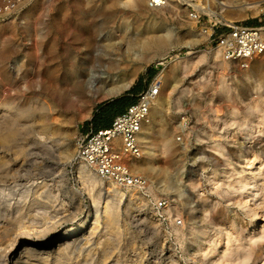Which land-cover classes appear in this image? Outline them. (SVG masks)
I'll return each mask as SVG.
<instances>
[{"label":"rangeland","instance_id":"obj_1","mask_svg":"<svg viewBox=\"0 0 264 264\" xmlns=\"http://www.w3.org/2000/svg\"><path fill=\"white\" fill-rule=\"evenodd\" d=\"M149 1L136 8L121 1L113 9V0H23L15 15L0 21V108L11 105L13 111L58 118L56 134L44 139L30 122L0 126L1 134H14L0 147V264H22L5 259L4 253L29 244L48 245L51 254L66 229L86 218L83 237L50 264H264V55L243 69L222 61L208 39L226 23L256 26L264 21V0H227L230 8L222 5L226 0H166L156 9ZM249 2H259L261 11L240 10ZM93 23H98V43L128 36L136 43V55L141 54L139 41L157 34L168 45L152 52L143 66L134 65L138 70L130 86L116 96L106 97L111 85L105 80L83 95H69L61 86L64 73L85 62ZM160 74V120L146 125L151 142L141 146L139 158L146 160L144 151L152 150L149 165L160 172L139 175L146 189L120 190L123 198L76 160L75 145L92 129L102 105L137 85L145 89ZM42 101L55 106L54 111L42 109ZM121 110H108L104 120L101 114L93 128L109 125ZM87 171L98 179L94 188L84 181ZM251 173L257 178L245 191L240 179ZM34 184L42 186L37 194L29 187ZM129 190L135 193L132 198ZM107 199L118 204L116 221L107 222L102 215ZM29 201L42 208L16 217L17 208ZM159 201L166 204L157 212ZM44 213L52 220H45ZM49 222L55 230L44 232ZM251 246L255 257H250Z\"/></svg>","mask_w":264,"mask_h":264},{"label":"bare ground","instance_id":"obj_2","mask_svg":"<svg viewBox=\"0 0 264 264\" xmlns=\"http://www.w3.org/2000/svg\"><path fill=\"white\" fill-rule=\"evenodd\" d=\"M178 1L183 3V4L184 3L188 4V2H186V0H178ZM120 2L123 3V4H126L127 6H129V8L130 7L131 8H136L140 4V2H142V0H125V1L124 0H113L112 8L115 9L120 4ZM224 3L225 4H222V5L225 8H230V2L229 1L226 0ZM108 4H106V5H108ZM167 4H168V2H167ZM258 4H259V2H249L248 4H246V6L242 7L240 10H243V11L248 10V11H251V13L253 15H255L258 12L261 11L259 9V7H258ZM193 5H195V4H193ZM199 9L202 10L203 12H205V13H208L211 16L214 14V13L212 14L210 11H206L205 9H201V8H199ZM89 10H91V9H89ZM200 10H198V11H200ZM95 12L98 15L100 13V15L105 16L104 12H102V11H96L95 10ZM112 12H114V11H112ZM92 14H95V13H92ZM92 14H91V16H92ZM89 16H90V14H89ZM111 16H112V14L109 12L107 14V17L110 18ZM93 17H95V16H93ZM90 18L91 17H89V19ZM95 19H96V17L94 18V20ZM87 20H88V18H87ZM86 22H88V21H86ZM90 23H92V22H90ZM95 23H93L92 26L89 24L91 27L89 28V34L87 35L88 41H87V45L85 46L86 58H85V62H83L85 64L82 63L81 65H78L76 67L71 66L69 69H66V71L64 73V79H63L64 84H62L61 86H62L63 91L66 92L69 95H73V96L74 95L75 96L83 95L85 93L86 89H93V88L96 89L99 86L98 83L101 80H105V81H108L110 83L109 85H111V86L108 87L109 89L107 88L108 90L106 92V97L107 96H113V95L116 96V94L122 92L123 90L127 89L130 86V83H131V80H132V77H133V73H134V71L138 70V68L134 67V65L137 66V67L138 66L141 67L140 66V64H141L143 66V63L145 64L148 61V57L151 56L152 52L157 51V50H161V49L164 50V48L168 45V42L166 41L165 37L161 36V34H160V36L157 34L150 41H143V42L139 41L140 42L139 51L141 52V54L140 55H136L133 52L134 51V47H136V43H134V41L132 39H130V37H128V36H124L123 35L121 37V39L119 38L120 41H118V42H113V41L110 40L111 41V43H110V41L107 38V39L103 40L102 44H100L102 42V40H101L100 43H98L97 42V38H96V36H97L96 34H99V33H96L95 30H96L97 24L99 22L97 24H95ZM223 23H225V22H223ZM1 24H2V22H0V29H1ZM100 24H102V23H100ZM84 37L85 36H83V38ZM102 38H104V37H102ZM4 54H7V53H4ZM132 57H134L136 59L135 62L131 61ZM133 63H136V64H133ZM159 64L162 65L164 63L160 62ZM158 79L159 80H163V76H161V74H160V76H158L157 79H155V80H158ZM117 80H119V81L116 82ZM50 86H52V85H50ZM51 90L54 91L53 87H52ZM2 92H4V91H2ZM65 101H66V99H65ZM38 106H40V104ZM41 108L49 110V111H54L55 106L53 107V105L52 106H51V104L48 105L44 101H42ZM161 110H162V105L160 103V98L158 96L156 98V100L154 101V104L152 105L151 109H150V113H149L150 120L148 121L147 124H150L151 120H158L159 121L160 120L159 114H160ZM0 116H1V118H0V126L1 127L4 126V128H5V126H9L10 127V125L14 126L16 123L18 124V122H26V123L30 122L29 124H31V125H33V124H35L36 126L38 125L37 127L39 128V131L37 133L43 139L45 138L44 136H46V135L53 136L57 132V131L53 130V128L56 127L55 126V119H58V118L52 117L51 115L49 117H46V118H41L40 116L33 115L29 111L19 110V108H18V110L13 111V108L11 107V105H9V106H2L0 108ZM58 123H60V122H58ZM15 126H17V125H15ZM181 126H182V124H181ZM12 129H13V127H12ZM58 134L59 133H57V135ZM60 135H62V133ZM149 135H150L149 134V130L146 131V125H145L142 128L141 132L137 136V141H138V143L140 145V148L142 146V149H143L145 144H150V142H151L150 140L151 139H150ZM13 138H14V134H13L12 130H8L6 133H2V134L0 133V147L3 148V146H5L9 142H11ZM144 153L147 155L146 160H140L139 158L141 156L139 158H133V157H130V156H127V155L125 156V162L128 165V167L131 169L132 173L135 174V175H138V176L139 175L146 176V175L159 173L160 171H158V170L156 171L155 169L152 168L151 165H149L150 157L154 154V152L152 150L147 149L146 151H144ZM0 160H3V159L0 158ZM249 162H250V160H249ZM0 163H1V161H0ZM247 164H246V166L249 167L250 164L249 165H247ZM251 166H252V164H251ZM79 169L81 170L80 172L83 174L84 173L83 170L85 169V166L84 165H80ZM87 172H88V174L87 173L84 174L85 175L84 176V179H85L84 181L88 184L89 187L94 188V186L98 182V179L95 178L90 171H87ZM254 174L251 173V174H249L248 177L246 176L243 179H240V181H241L240 182L241 183V187L240 188H243L245 191L246 190L248 191L251 188V185H250L251 184L250 183L251 180L257 178ZM108 185L110 187L114 188V186H112V184H108ZM29 187H35L34 190H35L36 194L42 188V186L35 185V184L34 185H30ZM89 187H88V189H89ZM28 190H32V188H28ZM129 191H130L129 192V197L132 198L135 193L132 192L131 190H129ZM114 192H116L120 197H123V194H121L120 190L114 188ZM79 195H81V193ZM251 196L252 195H249L248 199ZM36 199H37V196L34 197L32 199V201H34ZM246 200H247V198H246ZM40 202H42V201H40ZM104 203H105V205L103 204L104 206L102 207L104 212L102 210V212H103L102 215H104L105 220L107 222L116 221L118 219V216H119L118 206H117L118 204H117L116 200L107 199V201L104 202ZM40 208H42V206L39 203L29 201L28 203L24 204V206H19L17 208L16 212H15V215H16V217H21L23 215L28 216V215L31 214V212L34 211V209H40ZM130 211L126 210L128 215L131 214ZM60 215H61V212H60ZM44 216L45 217H43V218L45 220H47V221H50L53 218V217H50L47 213H44ZM86 223H87V218L84 220V222H80L79 224H77L75 226H71L68 230L66 229V231L63 233V235L61 237H59V239L57 241L58 245H57V247L55 246L56 249L51 254H48V250H50L48 245L47 246H45V245L43 246L42 245L41 247L36 248L35 245H33V244L30 245L29 244V247L26 246L27 248H25V247H24V249L21 248L22 250L18 249L19 251L17 253H13L12 250L10 252H7L6 251L7 249H6L5 250L6 252L4 253L5 254L4 256H6L5 259L8 258V260L11 259V261L17 259L16 263H20V262L23 261L22 264H46L49 261H51L53 263L59 262L58 260L62 259L63 256L69 251L70 246H73L74 243H76V241H78L81 237H83L82 235L85 234V231H86V229L89 226V225H86ZM97 224L98 223H97V220H96L94 225H96V227H97ZM47 225L45 227L46 229L44 230V232H46L47 230H50V229H54V227H55L54 224L51 223V222H49ZM96 227L94 226V228H96ZM94 228H93V230H94ZM22 246H23V244H22ZM14 248H15V246H14ZM250 249L252 250V251H250V253H251L250 257H252V256L255 257V255H256L255 254L256 247L252 248V246H251ZM37 251L40 252V253H37ZM6 253H8V254H6ZM49 264H50V262H49Z\"/></svg>","mask_w":264,"mask_h":264},{"label":"built area","instance_id":"obj_3","mask_svg":"<svg viewBox=\"0 0 264 264\" xmlns=\"http://www.w3.org/2000/svg\"><path fill=\"white\" fill-rule=\"evenodd\" d=\"M22 3L23 0H0V21L15 15ZM165 5L166 0L149 1V7L152 9ZM190 18L198 19L193 13H190ZM223 27L208 37L216 46L222 61L236 63L247 69L253 60L264 55L263 20L256 26L226 23ZM160 89V81H152L136 95L133 105L113 118L110 127L98 131L90 129L79 138L75 145L76 160L93 171L102 182L112 184L119 190H145L146 181L132 173L125 162V156H141L137 136L149 121L150 109L159 96ZM165 204L164 201H159L155 203L154 209L159 212Z\"/></svg>","mask_w":264,"mask_h":264},{"label":"trees","instance_id":"obj_4","mask_svg":"<svg viewBox=\"0 0 264 264\" xmlns=\"http://www.w3.org/2000/svg\"><path fill=\"white\" fill-rule=\"evenodd\" d=\"M141 90H143L142 87H141V85H137L136 87H133V88L131 89V91H130L128 94H126V95H124V96H122V97H119V98H117V99H115V100L109 101V102H107L106 104L102 105L99 114H98L96 117H94V118L92 119L91 123H90V125L92 126L93 131H98V130H100V129L108 128V127L110 126L111 122L113 121V119H112V121L110 122L109 125H107V126H101L100 128H97V129L95 130V129L93 128V122L95 121V119H96L97 117H99V116L102 114V120H104L105 117H104L103 114H104L105 112H107L108 110L114 109V108H116V107H117V108H118V107H121L122 110L119 111L117 114H115L114 117H115L116 115H118V114H121L122 112L125 111V109H126L127 107H129V106H131V105H133V104L135 103V101H136V95L138 94V93L135 94V92H136V91H141ZM129 97H132L133 99H129ZM114 117H113V118H114Z\"/></svg>","mask_w":264,"mask_h":264},{"label":"crops","instance_id":"obj_5","mask_svg":"<svg viewBox=\"0 0 264 264\" xmlns=\"http://www.w3.org/2000/svg\"><path fill=\"white\" fill-rule=\"evenodd\" d=\"M142 91V90H141ZM140 91H136L135 94L139 93ZM112 123V122H111ZM111 125V124H110ZM92 127V126H91ZM110 127V126H109Z\"/></svg>","mask_w":264,"mask_h":264},{"label":"water","instance_id":"obj_6","mask_svg":"<svg viewBox=\"0 0 264 264\" xmlns=\"http://www.w3.org/2000/svg\"><path fill=\"white\" fill-rule=\"evenodd\" d=\"M110 101H112V100H110Z\"/></svg>","mask_w":264,"mask_h":264}]
</instances>
